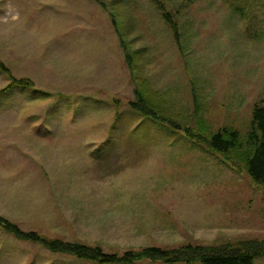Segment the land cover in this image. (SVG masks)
Masks as SVG:
<instances>
[{
  "label": "rangeland",
  "instance_id": "rangeland-1",
  "mask_svg": "<svg viewBox=\"0 0 264 264\" xmlns=\"http://www.w3.org/2000/svg\"><path fill=\"white\" fill-rule=\"evenodd\" d=\"M0 60L1 217L119 256L264 241V188L187 136L200 120L247 149L264 0H0ZM139 93L156 118L132 109ZM0 264L100 263L0 224Z\"/></svg>",
  "mask_w": 264,
  "mask_h": 264
},
{
  "label": "trees",
  "instance_id": "trees-1",
  "mask_svg": "<svg viewBox=\"0 0 264 264\" xmlns=\"http://www.w3.org/2000/svg\"><path fill=\"white\" fill-rule=\"evenodd\" d=\"M158 5L164 17L171 22L169 15L164 12L163 5L159 2ZM171 24L175 27L172 22ZM0 70L9 73V69L1 60ZM29 84L31 82L26 78H14L6 89ZM137 103L132 102L130 104L133 110L145 117L156 118V114L152 113L153 109L151 108L153 102L152 100L150 102L145 94H138ZM199 125V131L196 134L189 133L187 135L189 138L219 153L234 166L244 168L252 181L264 188V106L256 105L253 108L251 126L247 136L249 144L247 149H243L238 131L223 128L215 133L207 134V127L204 126V122L199 120ZM174 127L179 128L178 126ZM186 132L188 133V130ZM0 224L5 231L19 239L38 242L50 251L72 254L77 258L93 260L100 264H132L144 259L166 264H253L255 258L264 256V241L257 240L228 242L218 246L186 244L174 249L148 247L138 252L128 250L119 256L115 253H106L99 246H89L60 239L51 240L35 231H23L16 224L1 216Z\"/></svg>",
  "mask_w": 264,
  "mask_h": 264
},
{
  "label": "clouds",
  "instance_id": "clouds-1",
  "mask_svg": "<svg viewBox=\"0 0 264 264\" xmlns=\"http://www.w3.org/2000/svg\"><path fill=\"white\" fill-rule=\"evenodd\" d=\"M13 19H16V17H15V16H13Z\"/></svg>",
  "mask_w": 264,
  "mask_h": 264
}]
</instances>
